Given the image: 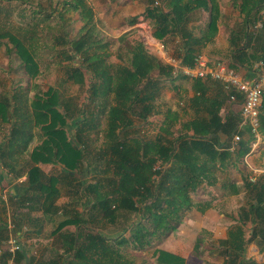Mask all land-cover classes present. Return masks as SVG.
I'll return each mask as SVG.
<instances>
[{"label": "trees", "instance_id": "16d2710c", "mask_svg": "<svg viewBox=\"0 0 264 264\" xmlns=\"http://www.w3.org/2000/svg\"><path fill=\"white\" fill-rule=\"evenodd\" d=\"M228 1L239 15L228 32L226 63L254 75L264 69V0ZM205 6L209 20L195 35L186 27L188 15ZM219 16L217 0H148L144 17L153 25L152 36L180 42L174 59L178 68L161 62L141 40L119 46L113 54L110 44L87 28L77 40L61 41L67 49L57 54L70 64L66 81L87 86L83 103L51 86L41 90L36 83L29 91L16 88L1 94L0 176L13 191L3 200L6 185L0 182V264H145L137 262L136 253L176 232L191 209H211L214 198L192 200L203 188L245 196L237 220L215 250L223 264H252L244 259L250 243L264 254V176L251 183L242 174L237 183L226 172L242 164L255 143L248 129L238 131L240 110L233 107H240L242 96L232 92L235 101L228 102L230 93L220 83L181 73L213 41ZM35 36L0 28V48L15 53L31 79L41 73L33 51ZM113 55L117 63L110 62ZM183 86L193 95L180 98L179 109L158 102L166 91L180 96ZM156 115L162 117L160 127L147 138L139 127ZM258 122L264 149V92ZM235 134L241 138L233 146ZM35 137L39 143L31 148ZM41 164L59 170L48 175ZM64 197L67 201L59 204ZM46 224L53 228V255L47 261L27 256L20 239L39 237ZM11 236L20 245L14 253L8 246ZM207 241L200 237L194 254ZM151 257L154 264H185L183 257L163 249H153Z\"/></svg>", "mask_w": 264, "mask_h": 264}, {"label": "crops", "instance_id": "0c3cea01", "mask_svg": "<svg viewBox=\"0 0 264 264\" xmlns=\"http://www.w3.org/2000/svg\"><path fill=\"white\" fill-rule=\"evenodd\" d=\"M217 3L219 4L220 15L217 35L214 37L212 42L206 44L200 51L211 58L220 56L223 54V51H225L228 55V32L238 19L239 15L238 12L232 8L228 0H217ZM147 4L148 0H0V28L3 31L9 29L15 33L27 32L30 34H36L33 39L36 45H46V48L49 47L53 49V55L56 57L57 52H62L63 50L67 49V46L63 45L61 41L77 40L85 33L87 28H92L93 31L97 33V35L101 34L102 37H109L111 34L116 40H119L127 33L128 34L126 36H132L135 32L137 34L140 33L137 32L136 28H144L147 24L149 25L150 30H152V23L150 20L144 17V11L147 7ZM134 18L136 19V22L134 24H129L128 21ZM188 18L189 20L186 24L187 29L191 30L195 35H200L201 31L204 30V27L209 20V9L206 8V6L198 7L195 9V11L188 15ZM150 37L151 40H146L145 43L141 40L146 46L147 50L157 57L161 62L169 64V62L173 60L174 64L177 66L178 62L174 59L179 55L180 42L177 39H174L173 42H168L169 39H167L165 42L156 40L152 36V31L150 33ZM108 43L110 44V42ZM154 43H158L162 49L170 52L174 58H166L163 52L158 49V46ZM147 44H149L151 49ZM109 50L111 51V44L109 45ZM61 60L63 64L64 62L67 63L66 61H63V58H61ZM240 71L244 72V77L246 78H251L253 76V74L251 75L245 70H239V72ZM248 75L250 77H248ZM184 88L185 86L180 88L181 94L180 96H177L176 100L179 101L181 98V100L183 99L182 101H184L192 97V91L184 90ZM209 93H211V91ZM177 106L178 105H176L174 109H176ZM226 106L221 110V114L226 111ZM186 110L187 111L183 112H185V119H188L191 117V114L187 108ZM262 144L263 139L261 136H259L257 141L255 140V143L252 146L249 154L243 158V163L238 165L236 169L230 166L231 169H234L233 174L238 177V180L236 179L237 183L241 181L242 174H248L247 176L249 177L250 175L254 174V172H258L257 174L262 173L260 174V177L264 176V149L263 146H261ZM230 167H228L226 170L228 175L229 172L231 173ZM213 190L221 192L220 204H223L224 198L227 199L233 197L226 196L224 194L225 192L229 191L228 189L225 191L221 188ZM215 206V201H213L211 204V209H208L205 212L213 211L216 209ZM205 212L198 213L204 214ZM214 223L215 220L211 222V224ZM215 225V227L211 225V229L208 228L204 230H209L208 232L210 235H212L213 239H218V241L225 239L227 235V228L229 227L226 229H221L219 226H217V224ZM47 227L50 229L52 226L50 224H46L42 234L39 237L20 239L23 248L27 250V256H34L37 259L42 256L43 261H47L49 258H51L53 255L51 244L53 237L50 235L51 232ZM202 228L205 227L200 225L199 230ZM110 231L112 232V230H108L107 233ZM110 233L108 235H110ZM217 235H220V237H217ZM216 247L217 245L215 246V250ZM176 255L183 257L182 254L176 253ZM220 257L222 258L223 264L224 258L222 256ZM245 261L250 262V260L246 258ZM251 262L253 263L252 260Z\"/></svg>", "mask_w": 264, "mask_h": 264}, {"label": "rangeland", "instance_id": "374dc122", "mask_svg": "<svg viewBox=\"0 0 264 264\" xmlns=\"http://www.w3.org/2000/svg\"><path fill=\"white\" fill-rule=\"evenodd\" d=\"M123 27V25H122ZM137 32L134 33L132 36H126L127 34L123 35L122 42H119L110 34V36H103L99 34L100 40L102 42H110L111 44V52L114 54L119 46H122L123 49L126 46H129L134 40H142L144 43L146 40H151L149 25L147 24L144 28H136ZM146 31V32H144ZM118 41V42H117ZM170 40H168L169 42ZM2 44L6 43V40L1 41ZM171 42V41H170ZM41 43V42H39ZM158 46L164 56L170 57L173 59L170 52H167L165 49H162L158 43H154ZM149 47V44H147ZM11 47V45L9 44ZM46 46V45H45ZM45 46L41 45H33V51L36 55V58L39 63V71H41L40 75L37 79H31L30 77L26 76L19 66V61L15 55V53L6 54V49L4 45H1L0 48V96L2 93L9 92L11 89L16 88H25L27 91L31 88V85L38 84L41 90H46L47 87L51 86L60 91L65 97H74L78 103H83L87 94L86 89L87 86L84 88L77 86L72 83H68L66 81V70L67 67L70 65L69 62L63 64L61 60V55H53V49L46 48ZM151 49V47H149ZM167 49V48H166ZM172 49V48H170ZM176 52V51H174ZM57 52L56 54H58ZM220 56L216 58H211L207 56L212 61H221V62H228V56L225 51L222 52ZM162 60V59H161ZM110 62L115 63L116 59L113 55L110 58ZM117 63V62H116ZM238 73L244 76V72L238 71ZM248 77H250L248 75ZM87 80V76H86ZM31 90V89H30ZM33 92H30L29 95L32 96ZM177 95L173 91H166L161 96V99L158 101L159 103H166L167 106L171 108H175L177 105ZM178 107V106H177ZM235 109H240L235 107ZM162 117L159 115L153 116L149 119L148 123L140 126V133L147 137L153 138L160 127ZM1 125V123H0ZM5 131V130H4ZM67 131L69 132V126L67 127ZM2 133H4L2 131ZM1 134V133H0ZM39 143V139L35 137L32 147L36 146ZM39 167L48 175H55L59 170V167H53L51 165H39ZM231 173L229 172V180L235 182L238 180V177L235 176L234 169L230 168ZM3 174V173H2ZM3 176H0L1 186H5L2 190V198L3 200H7L8 193L13 191V186H8L3 179ZM237 179V180H236ZM86 180V179H85ZM221 192L211 189H199L193 196V202L197 203L202 200L209 201L211 198L215 199L216 209L211 212H205L204 214L198 213L194 208L187 212L185 221L179 226L178 230L175 233L169 235V237L165 238L161 243H157L154 245L152 249H148L144 253H136L135 256L137 257V262H145V264H154L153 258L151 257V252L153 249H163L171 253H178L182 254L183 258L186 260V264H222V258L219 256L217 251H215V246L217 245L218 239H213L212 235L204 229L210 228L211 225L214 227L219 226V228H227L235 223L238 217L239 208L245 203V196L240 193L235 195L231 198L223 199V204H220V195ZM67 201L66 197L61 198L58 203L62 204ZM33 215H36L33 213ZM215 220L214 224L211 222ZM11 225V224H9ZM202 225L205 228L203 232L199 230V226ZM213 227V228H214ZM48 228V227H47ZM52 227L48 230L51 232ZM211 229V228H210ZM220 229V230H221ZM47 230V232H48ZM212 234V233H211ZM245 238H248L250 234V225H246L245 227ZM200 237L208 238L206 244H202L199 249V255L194 254V246L197 240ZM220 237V235H217ZM194 239V242H193ZM210 240V241H209ZM214 244V245H213ZM193 246V248H192ZM252 260V264H264V254L259 251V248L255 243H250L246 247V251L244 254V259ZM249 262V261H247Z\"/></svg>", "mask_w": 264, "mask_h": 264}, {"label": "built area", "instance_id": "2783aa9c", "mask_svg": "<svg viewBox=\"0 0 264 264\" xmlns=\"http://www.w3.org/2000/svg\"><path fill=\"white\" fill-rule=\"evenodd\" d=\"M175 68H178L174 64V61L169 62ZM259 64L255 65V68H259ZM181 73L189 78H196L201 80H212L218 82L223 87V90L230 93L228 102L235 101V95L237 93L242 96V104L240 107L241 122L239 124V132L249 130L257 141L259 134L257 128L259 126L258 118L260 114V107L262 102V93L264 92V69H260L254 73L251 78H246L240 75L237 71L228 67L226 62L210 61V59L203 53H199L194 57L192 67L181 68ZM241 136L235 134L232 138L233 146L237 144ZM156 169V168H154ZM254 172V174L248 177V181L255 183L260 174ZM12 228V225H9ZM9 251L11 253L20 249V245L17 240L11 236L8 240ZM7 264H16L12 260Z\"/></svg>", "mask_w": 264, "mask_h": 264}]
</instances>
